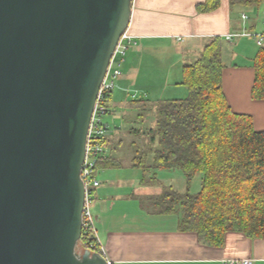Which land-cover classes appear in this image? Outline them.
I'll return each mask as SVG.
<instances>
[{"label":"water","instance_id":"water-1","mask_svg":"<svg viewBox=\"0 0 264 264\" xmlns=\"http://www.w3.org/2000/svg\"><path fill=\"white\" fill-rule=\"evenodd\" d=\"M133 0H0V264H112L81 245L82 167Z\"/></svg>","mask_w":264,"mask_h":264},{"label":"trees","instance_id":"trees-1","mask_svg":"<svg viewBox=\"0 0 264 264\" xmlns=\"http://www.w3.org/2000/svg\"><path fill=\"white\" fill-rule=\"evenodd\" d=\"M263 1L229 3L234 8ZM220 3L206 0L197 7L211 11ZM223 48L224 39L213 36L196 60L183 64L181 84L188 88V95L158 98L153 104L155 125L148 131L155 145L151 147L153 163L148 167L181 170L188 186L185 192L165 187L160 196L153 197L155 212L178 214L180 231L195 232L201 241L215 247L222 246L231 231L264 239V130L255 128L252 115L235 111L229 103L222 85L226 67ZM252 66L251 96L264 100V45L259 46ZM107 136L104 141L108 145ZM146 156L147 150L136 154L133 167L146 168ZM122 165L118 156L109 153L98 160L96 168ZM199 173L201 189L192 193L189 186ZM151 177L158 181L155 173ZM90 243L94 245L91 248ZM81 245L96 251L100 247L92 234H83Z\"/></svg>","mask_w":264,"mask_h":264},{"label":"crops","instance_id":"crops-1","mask_svg":"<svg viewBox=\"0 0 264 264\" xmlns=\"http://www.w3.org/2000/svg\"><path fill=\"white\" fill-rule=\"evenodd\" d=\"M205 1L133 0L128 29L133 43L125 55L119 89L126 90L140 78L149 77L143 60L156 59L159 53L162 60L180 55L181 79L175 87L186 92L181 84L183 64L196 60L211 37L221 36L228 41L226 34L242 28V13H246L238 14L229 0H221L219 7L211 11H200L197 6ZM228 42L230 49L223 48V60L225 52L231 57L230 64L225 63L224 92L235 111L252 115L255 128L264 130V100L251 96L254 68L239 63L244 60L242 55L251 53L250 44L242 40ZM175 62L172 65L176 66ZM143 91L147 93V89ZM106 171L102 174L104 181L93 190L91 209L98 239L112 264H224L245 258H250L252 264H264V239L231 231L222 246L208 245L197 233L179 230L178 214L155 212L153 196L161 195L167 187L164 182L152 181L151 175L129 181Z\"/></svg>","mask_w":264,"mask_h":264},{"label":"rangeland","instance_id":"rangeland-1","mask_svg":"<svg viewBox=\"0 0 264 264\" xmlns=\"http://www.w3.org/2000/svg\"><path fill=\"white\" fill-rule=\"evenodd\" d=\"M236 12L241 15L244 11L249 16V19L245 21L244 25L242 22V28L252 30V32H259L262 28V22L264 20V1L257 6H241L237 5L235 8ZM256 23V27L253 25ZM242 30L241 28L239 31ZM247 41L250 44L252 50L249 55H242L244 60H240L239 63L245 65H251L253 57L255 56L259 46L252 37H236L233 42ZM228 41H224V47L230 49ZM181 45V44H180ZM229 53L225 52L224 61L227 65L230 64L231 57ZM155 58H149L143 60V65L147 63L148 76L146 78H140L136 83L130 84L126 90L119 89V78L117 85L113 90L114 98L110 102L109 111L103 115V121L109 126L108 136L112 139L111 143L105 144L106 154L113 153L118 156L122 161L123 165L120 169L114 168H97L96 179L99 183L104 181L102 178L103 172H110L111 176L114 174L121 175L120 178L128 179H141L143 174L149 177L156 172L157 179L164 182L165 186H173L176 190L185 192L188 188L183 172L178 169H151L148 167L153 163V150L151 147H155L151 143V135L148 133L151 127L155 125V110L154 102L158 98H183L188 95V88L186 86L185 91L176 88L175 82L181 79V67L179 65L180 55L177 57L170 55L168 60H162L160 54H155ZM127 57V56H126ZM248 59V60H247ZM173 61H176V66L172 65ZM185 61H191L186 58ZM178 63V65H177ZM125 60L120 65V70L123 72ZM169 70V71H168ZM168 73H170L168 75ZM168 75V76H167ZM122 76V74H121ZM169 80L167 83L165 81ZM145 82L147 85H145ZM147 89V93L143 90ZM183 90V89H182ZM136 93L137 97L133 98L132 94ZM144 94L147 95L144 96ZM132 99L138 100L132 102ZM143 99L142 101H140ZM108 139V137H107ZM147 150L146 156V168L133 167L132 159L136 154ZM144 169L147 171L144 172ZM107 174V178H108ZM202 186V174L199 173L195 176L190 187L192 193H196L201 189ZM154 197V196H153Z\"/></svg>","mask_w":264,"mask_h":264},{"label":"built area","instance_id":"built-area-1","mask_svg":"<svg viewBox=\"0 0 264 264\" xmlns=\"http://www.w3.org/2000/svg\"><path fill=\"white\" fill-rule=\"evenodd\" d=\"M249 19L247 13H242L243 25L245 21ZM235 32L226 34L225 39L228 41L234 40L236 37H252L255 39L258 46L264 45V20L262 22V28L259 32H252L247 28H241ZM133 43V37L126 31L120 40L115 55L111 61L107 75L101 85L99 95L96 101L95 109L91 119L89 127L88 140H87V154L85 162L82 167V178L86 185V205L83 215V234L85 236L94 235L99 243V250L106 256L105 248L98 239L97 231L95 228L94 215L92 213L91 204L93 201V190L99 186V182L96 179L97 168L96 164L101 157L107 156L105 149V137L109 133V126L103 121V115L109 111L110 97L117 85V80L121 77L120 65L125 60V55ZM133 98L137 97V94H132ZM82 234V237H83ZM90 248L94 245L90 243ZM109 262H111L109 260ZM112 263V262H111ZM224 264H252L250 258L245 259H230L224 262Z\"/></svg>","mask_w":264,"mask_h":264}]
</instances>
